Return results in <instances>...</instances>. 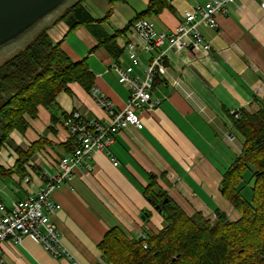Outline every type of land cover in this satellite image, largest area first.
<instances>
[{"label":"crops","instance_id":"crops-1","mask_svg":"<svg viewBox=\"0 0 264 264\" xmlns=\"http://www.w3.org/2000/svg\"><path fill=\"white\" fill-rule=\"evenodd\" d=\"M150 1H82L112 38L109 49L99 46L84 27L69 29L60 21L47 31L52 43L72 62H83L93 73V88L104 94L116 111L126 106L128 92L108 67L112 60L128 64L125 45L140 42L128 29L129 24L142 17L156 30L170 32L185 11L207 2L167 0V7L160 12L148 13ZM217 24L214 30L198 26L209 51L165 54L151 94V102L158 104L141 110L140 126L118 132L112 145L90 154L85 160L88 168L80 163L53 191L52 200L60 209L52 222L60 233L64 254L54 259L27 236L1 244L4 264H109L98 248L109 229L119 228L128 238L142 240L165 227V220L144 196L152 181L188 216L198 212L213 221L219 209L231 220L239 217L220 191L224 175L243 144L233 122L240 111L255 113L264 103V0H234L226 13L217 17ZM149 58L140 55L143 64ZM135 73L140 75L141 68ZM74 113L87 122L106 121L91 93L72 82L53 104L37 107L35 118L27 119L29 126L23 135L11 132V146L0 151V166L6 170L15 165V148L27 151L40 139L43 143L23 165V176L1 177L2 203L35 196L43 181L57 173L59 157L67 154L59 148L68 142L66 121ZM241 194L249 199V187L242 185Z\"/></svg>","mask_w":264,"mask_h":264},{"label":"trees","instance_id":"trees-1","mask_svg":"<svg viewBox=\"0 0 264 264\" xmlns=\"http://www.w3.org/2000/svg\"><path fill=\"white\" fill-rule=\"evenodd\" d=\"M82 1L72 0L61 6L58 14H52L56 17L43 24L30 42L0 64V151L11 146V132L23 135L29 126L27 119L35 118L37 107L53 104L67 84L76 82L91 93L93 73L83 62H72L47 34L53 24L63 21L69 29L86 28L99 46L109 49L107 44L112 38L101 29V21L92 18ZM165 7L167 0H151L147 12L158 13ZM233 124L243 144L240 155L224 175L220 195L239 217L231 220L219 209L213 221L198 212L188 216L152 181L144 196L153 208L158 207L165 227L142 240L128 238L119 228L109 229L98 245L105 262L264 264V103L255 113L240 111ZM42 143L40 139L27 151L15 148V165L8 170L0 166V178L12 174L23 176V165ZM72 145L73 139L68 138L59 148L68 154ZM242 185L249 187V199L242 196ZM166 199L168 202L164 203Z\"/></svg>","mask_w":264,"mask_h":264},{"label":"built area","instance_id":"built-area-1","mask_svg":"<svg viewBox=\"0 0 264 264\" xmlns=\"http://www.w3.org/2000/svg\"><path fill=\"white\" fill-rule=\"evenodd\" d=\"M234 0H207L183 13L180 23L170 32L155 29L154 24L144 18L133 21V31L139 43L129 41L124 47L128 64L112 60L108 70L112 71L119 84L128 92L124 109L116 111L107 97L92 88L91 95L106 115L104 123L87 122L77 113L66 121L68 138L73 139L72 152L61 156L56 164L57 173L43 181L35 196L12 200L7 205L0 201V264L3 263L1 244L10 240L19 242L23 237H32L52 258H60V233L52 217L60 209L52 200V193L67 181L76 167L84 163L93 151H103L114 142L115 135L128 126L139 127L140 112L152 108L158 102H151L152 88L159 69L168 51H209L210 45L200 33L199 24L208 29L217 28V17L226 13V7ZM150 55L143 64L140 55ZM141 68V74L135 71ZM116 166L117 163L113 162ZM24 183L28 182L24 178ZM145 247V246H144Z\"/></svg>","mask_w":264,"mask_h":264},{"label":"water","instance_id":"water-1","mask_svg":"<svg viewBox=\"0 0 264 264\" xmlns=\"http://www.w3.org/2000/svg\"><path fill=\"white\" fill-rule=\"evenodd\" d=\"M66 1L0 0V48L28 33L44 17L50 14L52 16ZM167 202L168 199L164 201Z\"/></svg>","mask_w":264,"mask_h":264},{"label":"rangeland","instance_id":"rangeland-1","mask_svg":"<svg viewBox=\"0 0 264 264\" xmlns=\"http://www.w3.org/2000/svg\"><path fill=\"white\" fill-rule=\"evenodd\" d=\"M72 0H67L65 2V4L71 2ZM61 8L56 11V14H58L60 12ZM51 16L48 15L46 17H44L42 20H40L38 23H36L35 25H33L31 27V29L28 31V33H26L25 35L20 36L17 40L10 42L9 44L3 46L0 48V64L7 59L8 57H10L11 55H13L15 52H17L20 48H23L28 42H30V40L35 36L36 31L39 30L42 27V23L47 19H49ZM46 20V21H47ZM10 45V46H9ZM8 46V47H7ZM1 153V152H0ZM1 155V154H0ZM3 179V178H0ZM11 189H7V191L9 193H11L10 191ZM16 190V189H15ZM13 192V196L16 195V192ZM12 194V193H11ZM22 200V199H20Z\"/></svg>","mask_w":264,"mask_h":264}]
</instances>
